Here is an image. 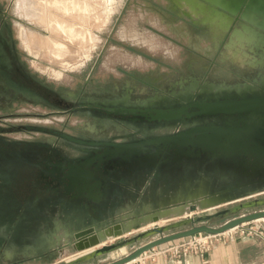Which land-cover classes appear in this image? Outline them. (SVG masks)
<instances>
[{
  "label": "flooded vegetation",
  "instance_id": "flooded-vegetation-1",
  "mask_svg": "<svg viewBox=\"0 0 264 264\" xmlns=\"http://www.w3.org/2000/svg\"><path fill=\"white\" fill-rule=\"evenodd\" d=\"M241 31L250 40L248 52L263 67L248 70L256 74L250 81L227 87L190 82L178 93L150 95L137 102L128 93L72 101L26 71L0 25L2 93L59 110L31 115L34 118L78 115L91 121L74 134L46 125H3L20 115H0V264L51 258L61 248L70 249L69 243L57 246L61 234L69 237L87 228L112 226L123 217L125 224L137 223L143 198L162 203L194 196L231 199L264 190V160L250 168L241 159L212 161L193 157L185 149L155 145L140 158L109 156L115 144L149 142L193 128L244 127L246 115H198L195 106L264 98V32ZM155 111L173 112L176 118L154 119ZM255 123L264 130V115ZM16 134L34 137H11Z\"/></svg>",
  "mask_w": 264,
  "mask_h": 264
},
{
  "label": "rangeland",
  "instance_id": "rangeland-1",
  "mask_svg": "<svg viewBox=\"0 0 264 264\" xmlns=\"http://www.w3.org/2000/svg\"><path fill=\"white\" fill-rule=\"evenodd\" d=\"M189 1L195 4L193 8ZM212 1L41 0L40 12L36 10L37 0H0V25L26 71L69 100L128 93L137 102L150 95L178 93L190 82L227 87L254 79L256 74L250 71L256 69L224 60L233 32L251 27L227 17ZM48 2L51 5L47 6ZM54 111L59 110L21 97L9 99L0 90V115H20L7 119L3 125H46L74 134L91 125V121L78 115L31 117ZM243 204L247 206L238 209ZM194 205L192 212L188 207H169L172 212L158 223H146L138 232L125 237L131 239L157 228H163V235H170L190 228L196 220L200 221L195 226L218 228L239 216L264 210V193L233 204L208 207L200 200ZM143 210L150 207L143 205ZM240 230L234 231L235 237L240 236ZM242 231L264 241V220L244 224ZM158 237L146 235L114 251L78 259L77 263L73 262L75 253L71 248H61L51 258L19 264H109ZM56 239L57 246L71 240L62 234ZM123 239L115 238L106 246Z\"/></svg>",
  "mask_w": 264,
  "mask_h": 264
},
{
  "label": "water",
  "instance_id": "water-1",
  "mask_svg": "<svg viewBox=\"0 0 264 264\" xmlns=\"http://www.w3.org/2000/svg\"><path fill=\"white\" fill-rule=\"evenodd\" d=\"M244 1H246V3ZM212 5L217 9H221L224 11V13L234 16L237 20L241 19L246 24L251 26V30L258 29L264 32L263 0H214L212 1ZM247 29L249 28L246 27V30ZM195 106L200 110L198 115L239 114L241 116L246 115L247 122L242 128H193L183 133L164 136L149 142H141L134 145L115 144L112 145L114 150L109 152V156H111L113 159L133 157L140 158L144 155V153H146V151L152 149V146L155 145L156 147L170 146L171 148L178 150L185 149L193 157H205L212 161L241 159L250 168L256 167L262 163L264 160V130L259 128L258 124L255 123V120H258L262 115H264V98L255 97L240 102H217L201 105L196 104ZM186 110L187 109H184L181 112L185 113ZM155 112L157 116L154 117V119L163 118L170 120L176 118L173 115V112ZM68 139L71 141H76L71 137H68ZM262 193H264V190L248 194L244 197H236L231 199H210L202 196L171 198L168 202L164 203H162L160 199L156 200V198L155 200L152 198H143L138 203L141 218L138 219L137 223L131 221L130 223L125 224L122 222V220L125 219V217H123L121 221H118L117 224H113L112 226H106L102 228L92 227L75 232L74 234L69 235V238L73 240V242L69 243V247L75 254H80L85 251L97 248L104 242H107L109 240L108 234H110V238L113 239L118 237L124 238L123 241L119 243L109 246L105 245L102 247V249H97L94 251V253H92L93 255H98L124 247L126 244L135 242L146 235H159L157 239L141 247H138L135 251L124 258L109 263L130 264L146 253L176 241L188 239L201 234L216 236L234 230L244 224H249L257 220H264V210H262L239 216L238 218L226 222L218 228H213L206 225L195 226L194 224L200 221L196 220L192 222V226L190 228L170 235H163V228H157L148 230L142 234H138L131 239L125 237L126 235H131L133 232H138L142 225L146 223H158L162 217L167 216L172 212L171 210H168L169 207H188L189 211L192 212L195 210L194 204L198 203L200 200H202V203L208 207H215L233 204L240 200H245ZM150 200L154 203L153 205L150 203ZM159 201H161V203H159ZM143 205L149 206L150 210H143ZM156 206L164 207V209L159 208L157 211H152ZM246 206V204L239 205L238 209H242ZM128 209H130V207H128L126 210L123 209L120 213L126 212ZM78 259L79 258L74 259L73 262L77 263Z\"/></svg>",
  "mask_w": 264,
  "mask_h": 264
},
{
  "label": "crops",
  "instance_id": "crops-1",
  "mask_svg": "<svg viewBox=\"0 0 264 264\" xmlns=\"http://www.w3.org/2000/svg\"><path fill=\"white\" fill-rule=\"evenodd\" d=\"M145 264H264V241L237 235L231 242H217L203 258L183 255L176 260L158 256L146 261Z\"/></svg>",
  "mask_w": 264,
  "mask_h": 264
},
{
  "label": "built area",
  "instance_id": "built-area-1",
  "mask_svg": "<svg viewBox=\"0 0 264 264\" xmlns=\"http://www.w3.org/2000/svg\"><path fill=\"white\" fill-rule=\"evenodd\" d=\"M243 226L244 225L216 236L201 234L188 239L176 241L165 247H160L159 249H154L151 252L144 254L139 259L132 262V264H145L146 261L152 260L158 256L171 257L176 260L180 259L183 255H196L203 258L211 251L217 242L228 243L233 241L235 238L234 231L239 230L240 228L243 230ZM242 230H240V236L252 235V233L245 234Z\"/></svg>",
  "mask_w": 264,
  "mask_h": 264
},
{
  "label": "bare ground",
  "instance_id": "bare-ground-1",
  "mask_svg": "<svg viewBox=\"0 0 264 264\" xmlns=\"http://www.w3.org/2000/svg\"><path fill=\"white\" fill-rule=\"evenodd\" d=\"M41 4H42L41 0H37V4H36L37 5L36 10L37 11L41 10V9H39ZM49 4L50 3L48 2L47 6ZM52 4H54V3H52ZM189 5H190L191 8H193L195 4L193 2L189 1ZM34 12H36V11H34ZM36 18L38 20L42 19V18H39V17H36ZM31 41H33L32 37H31ZM246 41H250V40H249L248 37L245 36L244 32H242L240 30H235L233 32L232 38L226 44V47H225L226 50H225V53H224V60H228L232 64L237 65L238 67H242V68L259 69V70L263 69V67H261L259 65L260 63H258V61L249 54L248 51H249V49L252 51V48L246 49L247 48ZM261 64H263V63H261ZM258 221H263V220H257L255 222H258ZM152 225H154V224H152ZM108 237H109V240L107 242H104L103 244H101V246H99L97 248H94V249H91V250H88V251H85V252L80 253V254H75V255L72 256V258L73 259H76V258L81 259V258H85V257L93 255L92 253H94V251H96L97 249H100V247H104L108 242H112L114 240L113 238H110L111 237L110 234H108ZM122 251H124V250H122Z\"/></svg>",
  "mask_w": 264,
  "mask_h": 264
}]
</instances>
